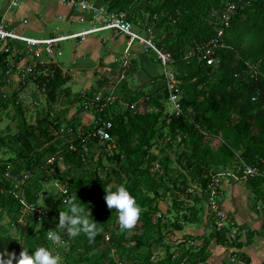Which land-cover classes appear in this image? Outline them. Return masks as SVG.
Wrapping results in <instances>:
<instances>
[{
  "label": "trees",
  "instance_id": "1",
  "mask_svg": "<svg viewBox=\"0 0 264 264\" xmlns=\"http://www.w3.org/2000/svg\"><path fill=\"white\" fill-rule=\"evenodd\" d=\"M104 1L109 13L126 11L133 24L143 26L146 35L150 30L154 33L159 48L172 53L170 67L180 81L181 109L169 110V89L163 75L152 80L146 90L131 86L129 76L136 69V58L117 67V78L105 75L98 79L82 97L81 92L66 86L70 77L57 62L38 60L20 85L25 88L31 81L44 90L47 107L35 122L23 119L19 132L11 136L9 147L20 162L12 169L9 162L0 163V185L5 189L0 194V254L6 259L7 254L15 253L18 258L24 246L29 252L40 246L53 251L54 242L47 238V232L50 228L58 230L59 210H69L64 200L77 192L76 199H81L86 211L89 205L92 218L100 222L102 230L92 241L83 233L74 238L61 235V242H69L67 251L61 247L58 250L60 258L66 256L67 264H120L111 251L133 252L131 264H211L208 259L212 239L224 245H244L241 230L235 232V239L230 237L235 223L219 230L211 217L210 235L185 233L180 241L176 239L180 243L176 251L172 250L173 242L167 241L183 231L186 224L202 225L203 208L198 202L205 193L192 191L195 185L206 188L215 176L226 172L241 178L242 159L264 169V0H236L237 11L222 38L225 46L216 54L217 67L198 55L186 58V54L217 35L221 26L219 11L233 0ZM9 39L5 46L9 50L0 52L1 88L7 83L8 57L22 51L13 49ZM111 92L114 98L107 102ZM77 101L80 104L69 118L71 106ZM121 102L127 106H120ZM88 112L95 115V120L82 124ZM99 118L113 123L115 147H108L111 141L102 145L98 137L89 135ZM63 135L65 145L60 146ZM84 144L90 150L86 160ZM7 145L6 137H1L0 147ZM158 145L159 152L155 150ZM104 158L110 165L104 163ZM49 160H53L49 165L53 172L46 168ZM61 163L74 173L68 177L62 174ZM89 163L90 168L86 166ZM8 169L20 175L29 172L30 177L23 184L10 180L4 176ZM40 173L44 180L56 178L66 183L67 193L59 191L56 201L51 198L47 203L52 212L49 221H39L26 206L42 202L39 177L32 182ZM247 182L253 193L263 199L264 178H250ZM120 184L129 188L143 208L132 227L140 231L132 236L136 239L133 245L127 236L130 229L121 227L118 211L109 208L105 200V187L115 189ZM164 190L176 192L175 209L183 212L181 216L177 214L173 226L168 222L169 211L159 204L164 200ZM193 192L199 196L190 201L187 196ZM15 225L16 233L12 231ZM247 234L245 243L256 232L250 230ZM197 238L204 240L201 245L196 243ZM163 245L166 254L155 261V251ZM140 247L145 250L139 251ZM237 255L250 263L244 252Z\"/></svg>",
  "mask_w": 264,
  "mask_h": 264
},
{
  "label": "crops",
  "instance_id": "2",
  "mask_svg": "<svg viewBox=\"0 0 264 264\" xmlns=\"http://www.w3.org/2000/svg\"><path fill=\"white\" fill-rule=\"evenodd\" d=\"M92 1L98 6L106 7L104 0ZM9 2L10 0H3V6L0 8V24L21 35L34 38L44 39L80 33L97 26L100 20L96 12L78 11L73 3L63 0H21L13 11L7 12ZM9 40L14 43L15 50L24 49L26 46L21 40ZM5 46L6 41L0 39V52ZM128 55L130 59L138 57L142 66L145 64L148 75L153 77L152 80L158 77L157 63L152 59L149 51L138 42L130 43L127 36L113 29H104L58 41L54 45L53 54L44 51L39 59L41 62H57L63 72L70 77L66 86L73 92H81L80 97H82L98 79L105 75H113L117 67L123 65V61H125L124 64L127 63ZM30 58L29 55L21 52L18 55L10 54L8 68L19 64L20 61L30 62ZM102 74H104L103 77H101ZM6 82L2 87L3 91L15 89L20 84V79L16 73L9 72L6 75ZM28 85L30 88L36 86L31 81ZM79 104L80 102L77 101L71 106L69 118L73 117ZM94 120L95 115L88 112L83 116L82 124L88 125ZM205 198L208 199V197ZM219 199L235 223L233 231L241 230L240 240L244 245L242 247L224 245L212 239L209 245L208 262L211 264H264V198H259L253 193V188L247 181L229 173L222 176ZM208 211L209 204L205 208V220L202 225L189 224L183 231L177 232L176 237L181 238L189 232L198 236L210 235L213 225H211L212 222H208L211 219ZM250 230L256 234L249 243H245ZM196 240L199 245L204 241L198 238ZM239 252H244L251 260L250 263L240 258L237 255Z\"/></svg>",
  "mask_w": 264,
  "mask_h": 264
},
{
  "label": "built area",
  "instance_id": "3",
  "mask_svg": "<svg viewBox=\"0 0 264 264\" xmlns=\"http://www.w3.org/2000/svg\"><path fill=\"white\" fill-rule=\"evenodd\" d=\"M20 2L21 0H10L7 5L6 11H13L20 4ZM65 2L73 3L78 11L92 10L96 12L97 16L100 17L99 24L89 30H85L80 33L71 35H58L44 39L21 35L14 30L8 29L3 24H0V39L6 41L7 39L11 38L23 41L26 46L24 49H22L21 52H25V54L31 57L30 62L25 64L24 61H20L19 64L14 65L15 67H10L8 72L16 73L19 76V79L23 80L25 79L26 75L33 70L34 66L37 64V61L40 60L39 58L43 54V50H45L48 54H53L54 45L56 42L70 37L82 36L95 31L113 29L119 34L127 36L130 43L138 42L142 45L152 47L157 52L158 58L164 67L163 76L166 78L167 87L169 89V103L173 106V110H171V112L180 111V98L182 96L181 88L179 87L180 81L177 79L175 72L170 67V64L173 62V55L170 51H166L165 49L159 48L157 46L151 30L148 33L149 35L143 34L140 31L136 30L134 24L128 18V14L126 11L109 13L105 7L98 6L92 0H70ZM237 8L238 1L233 0L227 2L225 6L219 11L218 19L221 23V26L218 29L217 35L207 41L195 45L187 52L186 58L198 55L201 59L206 60L208 64L217 67L219 63L216 56L217 51L221 47L225 46V43L222 39L225 27L229 26L232 17L237 11ZM4 49L5 51L9 50L8 47H4ZM250 67L256 69L255 65H251ZM112 95L113 94L111 92V94L107 96V102L112 101V99L114 98ZM102 108L103 105L101 106V109ZM97 123L98 124L93 127L89 135L98 137L100 140L99 143H101L102 145H105L107 141H111V144H109L108 147H115V142L112 140L111 134V127L113 126V123L111 121H103L101 120V118H99V122ZM70 130H72V128H70ZM61 131L63 132L64 128H62ZM72 148L76 149V146L72 145ZM89 151V147L84 144V160H86V154H88ZM241 167L243 168V175L241 178L245 181L249 180L250 178L256 177L264 178V169L257 164L247 163L242 159ZM4 176L10 180L17 181L23 184L28 180L30 174L29 172L25 173L24 175L15 174L10 169H8L5 171ZM221 183L222 175L219 174L209 182L206 188H203L201 185H195L192 188V191L197 190L198 192L205 193L209 196L208 214L210 217L214 218L216 228L219 230L225 228L229 224H234L232 218L222 206V203L219 199L221 192ZM4 191L5 189L0 185V194H2ZM59 191L62 193H67L66 186L61 185ZM26 206L35 214L39 221H49L52 217L50 205H44L41 201L29 203ZM230 237L231 239H235V232H231ZM65 242L66 244L69 243L68 241L61 242V240L59 243L54 242L53 252L57 251V254H60V252H58V250H60V244Z\"/></svg>",
  "mask_w": 264,
  "mask_h": 264
},
{
  "label": "rangeland",
  "instance_id": "4",
  "mask_svg": "<svg viewBox=\"0 0 264 264\" xmlns=\"http://www.w3.org/2000/svg\"><path fill=\"white\" fill-rule=\"evenodd\" d=\"M2 6H3V0H0V8ZM137 26L134 24V27L136 28V30H138L140 32L142 31L143 34H146L145 30L142 29L143 26H138V27ZM152 34L154 37V33H152ZM142 46L145 50L149 51L150 56L157 63L159 70H156V71H158L156 75L158 77L162 76L164 73V67L161 64V62L158 58V55L155 53V50L149 46H145V45H142ZM130 60H131L130 56L128 55V62ZM137 60H138V62L135 65L136 69L129 76V82H130L131 86L135 89L146 90L147 88H149L150 82L153 79V77L148 75V72L146 71L145 64H144V66H142L141 60L138 57H137ZM124 62L125 61H123V65H124ZM26 63H28V62L25 61V64ZM156 71H155V73H156ZM103 75L104 74H102L101 77H103ZM112 77L117 78L118 74H115V75L113 74ZM0 79H1V72H0ZM12 88L13 87H11V89ZM0 91L2 92L0 94V138L6 137V142L8 144L7 146L0 147V163L9 162L10 169H12L14 164L20 162V160L16 159V153L12 149H10V147H9L10 144H12L11 136L13 134H16L17 132H19V130L22 127L21 121L23 119H26V121L28 123H32V122H35L41 116L42 111L47 107V99H46L45 91L40 89L39 87H37V85L34 86L33 88H30L29 85L25 88H21V85L19 84L17 87H15V89L7 90L6 92L2 91V88L0 86ZM5 102H8L7 107L4 106ZM121 105L125 106V107L127 106V104H123L122 102L120 103V106ZM169 110H173V106L171 104H169ZM64 136L65 135H63L61 137L62 140L60 141V144H59L60 146L65 145L66 139ZM165 141H167V140H165ZM159 149H160V145H158L155 148V150L157 152H159ZM11 157H13L14 159L9 160V158H11ZM49 161L50 162H48V164L46 165V168L49 172H53V169L51 167H49V165L53 162V160H49ZM104 163L106 165H110L107 158H104ZM60 165H61L62 171H63L62 174H64L66 177H68V176L72 175V173H74L72 171L68 172V169L64 164L61 163ZM86 166L88 168L91 167L90 163H89V165L87 164ZM220 170H223V167ZM228 174L229 173L226 172L225 174H222V176L228 175ZM37 176L39 177L40 183L42 184L38 193L40 194V197H41L43 204L48 205L49 204L48 202H50L51 198L53 201H56L57 196L60 195V192H59L60 186L66 185V183L59 180V179H56V178H53L50 181L44 180L42 178V173H40L39 175H36L34 177V179L32 180V182L37 178ZM191 177L192 176L190 173V178ZM44 186H46L45 189H44ZM190 188L191 187H189V189ZM20 190H22V193H23V188H21ZM163 192H164V194H163L164 200H161L159 204L164 211H166V212L169 211L168 222H170L171 226H173L172 223L177 219V217H178L177 214H179L181 216L183 212H182V210L180 212H177V210L175 209L176 204L174 203V200H175L176 192L175 191H173V192L172 191H166L165 192V190ZM205 195L206 194H204L201 197L202 200H199V202H198V203H200L199 205H201L203 208V210H202L203 216H205V208L208 205L207 203L209 201V196H205ZM198 196H199V194L197 192H193V193H191V195H189L187 197L190 201H194ZM205 197H208V199ZM67 206L69 207V205H67ZM10 219H11V217L8 216L7 221H9ZM208 222L213 223V220L209 219ZM186 225H188V224H186ZM117 228H118V230H122L119 225L117 226ZM12 231L14 233H16L18 231L16 225L14 226V228H12ZM139 232L140 231L135 229V228L130 229V231L127 234L128 238H130L129 239L130 244H132V245L135 244L136 239H134L132 236L134 234L135 235L138 234ZM61 235L63 236L66 234L62 233ZM173 236L174 237H171L172 239L170 238L167 242L169 243L170 241H172L173 242L172 250L176 251V250H178V248H179L178 246L180 243H178V241H176L177 233H176V235H173ZM178 239H182V237L178 238ZM61 240H62V238H61ZM200 245H201V243H200ZM163 246H164L163 248L159 247L156 249L154 257H153V259L155 261L159 260L161 257H163L166 254V250H167L166 245H163ZM188 246H191V245L189 244ZM60 247L62 248V250H66V251L68 249L66 242L61 243ZM143 250H145V248L140 247L139 251H143ZM110 254L112 257H115L119 261L120 264H131L133 261V252L123 253L120 251H111ZM60 257H62V256H60ZM64 259H66V256ZM64 259L60 258V264H67Z\"/></svg>",
  "mask_w": 264,
  "mask_h": 264
},
{
  "label": "clouds",
  "instance_id": "5",
  "mask_svg": "<svg viewBox=\"0 0 264 264\" xmlns=\"http://www.w3.org/2000/svg\"><path fill=\"white\" fill-rule=\"evenodd\" d=\"M105 188L107 189L105 195L107 205L109 208L118 211L121 227L131 229L141 216L143 211L142 206L124 184H120L115 189L111 187ZM77 196L76 192L64 200V203L69 205L70 208L67 211L63 209L59 210V222L56 224L58 230H51L52 228H50L47 232L49 240L59 243L62 233L73 238L83 233L92 241L102 230L100 222L92 218L93 215L89 205L86 211L84 205L81 203V199H76ZM14 259L15 264H60L59 254L54 253L46 246L37 247L31 252L24 246L18 258H16L15 253L7 254L6 259L3 254H0V264H14Z\"/></svg>",
  "mask_w": 264,
  "mask_h": 264
}]
</instances>
